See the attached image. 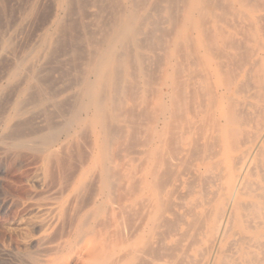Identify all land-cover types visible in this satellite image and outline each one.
I'll return each mask as SVG.
<instances>
[{
    "label": "bare ground",
    "instance_id": "6f19581e",
    "mask_svg": "<svg viewBox=\"0 0 264 264\" xmlns=\"http://www.w3.org/2000/svg\"><path fill=\"white\" fill-rule=\"evenodd\" d=\"M6 1L8 0H5V2ZM21 1L22 3L26 2V0L25 2H23V0ZM74 1L75 0H58L59 5H61V7H65V15H63V17L59 16L56 18L55 25H54L55 27L53 26V28L56 31H59L60 34H61L60 31H62L65 28L66 24L64 22L65 21L67 22L69 20V19H66L67 15L70 16V13L76 10L74 8L80 7V10H79L80 18L77 15L78 14L77 11H74L76 12V14L71 13V15H75L77 17L75 18L76 21L77 19L82 20L81 17L86 15L84 14L83 9L86 10L85 13H87V17H86L87 19L89 18V15L92 14V12L90 11L91 13L88 15L89 12L86 9V7H84V4L88 0L86 2L82 1V2H85L84 4L80 0H77L78 3L79 2L81 3L79 4L80 6L78 7H76L78 4L75 3L76 4L75 5L73 3ZM102 1L105 2V0H102ZM109 1H110V7H106L109 5V3L108 5L107 3H105L104 5V3L101 2L102 4L98 5L96 4V0L94 1L90 0V2H92L91 4H93V6H96L98 11L99 10L101 11V12L99 11V13L103 12L105 13V15L107 14L108 16L109 13L106 12L105 10V7H106L109 9L108 11L111 13V15L109 18L104 16L106 19L108 18L107 19L108 23L106 24L105 22L107 21L101 14H99V16L98 14L97 16L93 14L94 17L96 16L95 20L98 19L101 22V23L99 22L100 24L97 26L98 29L96 32H94L95 30L92 29L93 30L92 31L89 28L92 25V22L94 23V18L90 19L91 25H90V22H88V28L91 30V33L93 32L92 34L94 35L92 34L90 35L87 32H85L87 34L86 36L90 38V40H87V41L88 43H90L89 45L91 46V51L89 54H87L88 55L87 57H86L87 47L84 48L85 41L83 42L82 40L84 39L83 37H81L82 45L81 44L80 45L82 47V51L85 49L84 51L85 59L83 57L82 59L79 57V59H81L80 61L84 59L86 60V62L84 65L85 66L84 70L83 68L82 70H80V71H84L83 73L82 72L80 73L81 75L80 77L78 75L76 77L71 76V75L70 77H68V75L72 73H76L77 71H78L77 73H79L80 71L78 68L81 69V65H83L81 63H83L84 60L80 63L81 64L80 66H78L77 64L79 62L78 61L79 59L76 60L74 64H77V65L75 67L76 70H74L73 68H71V65L73 66L74 64L70 63V61L77 59L78 56L75 55L76 58L74 56L73 59H70V57L72 56H70V53L68 54L65 51L64 47H62V49L65 51V52L63 51L64 53L62 52V54L64 55L68 54L67 56H70L69 58L67 57L69 59L67 62L70 63L69 65L70 68H68L67 66L65 67H67V69H71V70L73 69L76 72H74L73 70H72V73H70L71 71L69 72V70L68 72H66V70L65 71L62 70V68L64 67L63 66L60 70L68 74L67 76H65L66 74L64 75L63 72L61 73H63L62 75H64V77H68L67 80H69V78H72V77H73L71 79L72 81H74L73 79H75V81L77 80L76 82L74 81V84L70 83V85H76L78 83V85L80 86L78 89V92L76 91L77 93L73 92L74 94H76L75 97L73 93H71L72 95L68 96L70 98L71 96L74 97V101L72 103L73 105L70 103L72 106L67 102L69 106L72 107V109H69V108L67 109L66 107H64L66 104V103L63 104L66 101L65 99L62 100L63 102L62 101L60 102L56 99L57 94L53 91L52 88H51L52 90H49L47 87L48 91L50 92H46V90L42 89L41 86H39V82L42 84L45 81L44 80L43 82H41L43 80L42 78L45 75L42 77H37V74L39 73V71H37L38 72L37 74L33 73L31 75H28V79L36 82V85H34V87L29 86V88L30 89L34 88L37 91L38 96L32 99H30V97L25 98L24 92L26 89H22L21 95H19V97L16 99V104H19L17 105L18 108L16 107L17 108L16 111L14 110V114H12V116L14 117L21 116L22 114H24L27 110L26 108H29L28 106L25 107V104L28 103L27 101L31 103H38V104L44 103L45 101H49L53 103V106L57 110H59L58 112H60V114L63 113L62 115L68 116V118H66L64 121L62 120L63 122L57 127H55L54 124H52L53 122L49 123V124H52V125H49L48 127L49 132L40 133L39 134L40 136H38V138L36 136L32 137L33 139L23 138L24 133H25V131H23V128L21 130H19L20 129L19 128L18 131L16 129L17 132H20V133L24 132V133H22L23 136H21V134L19 133V135L22 138L17 136L18 142L12 143L11 148L15 145H16V148L17 146H20L19 148H21L22 146H25L24 148L25 150H27L26 148L30 147V149L32 148L36 152L39 151L42 154H44V155L41 154L43 157L45 156L44 159L42 157L41 158L44 161L46 160L45 162L47 161L49 162L52 159V157L56 156V158L60 160L63 159L62 162L64 164V162L67 160L64 161V157L60 155L57 148H54L56 144L58 143V141H60L59 140L60 135L63 134L66 136V138L77 137L80 139L81 136L90 137V132H91L94 138L91 141L92 137H90L89 142L90 141L91 142L89 143V146H88L90 147L89 151L87 149L88 147L86 148L84 146V145L87 146V144H85V142L80 139L81 141H83V144H84L82 146H84L87 149L86 151H83L84 153L81 151L82 148L79 149L80 150V152L78 153L79 156L76 159H81L80 160L81 166L75 163L77 161L76 159H75V162H73L72 156L74 152L72 151H74V147L76 148V145L74 144L75 143L74 140H73L74 143L73 142L68 143L74 146L72 147L73 150L70 149L71 146L68 148V151L69 149L72 150L68 152V154L70 153L69 155H72V156H68L66 154L67 149L65 150L64 146L63 148L65 152L62 151V148H61L62 146L60 148H61V152H64L65 155L67 156L66 159H68L69 163L76 164L78 167H80L79 170L77 171L78 172L77 176L74 177L75 182L79 184L78 188H81L79 190L81 191L82 190L85 191L88 189L92 190L90 189L91 187H93V189L94 187H96L95 190L90 191L92 192V198L91 197L90 198L93 199V204L97 205L96 212H100L104 208L105 203L107 201L109 202L111 198L112 189L117 188L118 190L117 192H119V190H121V187H122V182L126 178L128 179V183H129L128 187L126 188L122 187L124 191L121 194L122 196L120 197L119 193L121 192H119L117 193L118 194L117 197L115 195H114L115 197L113 196V198L115 199L117 198V200L115 201L114 199L112 201L113 203H112V208H111V215L113 216L112 220L115 226L114 229H116V231L118 229V232H117L118 238L114 240L113 242L106 241L107 243L106 249L103 251V254L100 256V258L96 256L98 258L94 262L96 264H155L157 263V259L158 258L161 259L163 255L164 257H167L169 259V261L167 262L169 264H198V263L264 264V33L255 34L254 36L255 44L252 48L244 47L243 43H242L243 46H241L239 42H237L238 40L235 41L233 39V36L230 33L227 35L222 34L221 39L213 37L214 27H212L213 29H211V27L209 28L208 23L213 22L214 20L223 17L222 14L219 15L216 12V9L218 8V6L223 5V8L225 7L224 3L220 2V0H109ZM230 1L232 2V0ZM243 1L248 3V0H240L239 2L243 3ZM250 1L251 3L253 2V5H252L253 13L257 12V10L259 9V6L261 5L264 6V0H250ZM3 2L4 1L2 2L0 1L1 6L3 4L5 5V3ZM88 2H87V6L89 5ZM99 2L100 1H98V3ZM231 2H229V5L231 4ZM72 3L74 5H72ZM102 5H104L105 7L104 6L102 7ZM20 6H24V5L21 4ZM89 7L90 6H88L87 8ZM226 7H227L226 12H227V10H230V8L228 9V4ZM5 8H3L2 6V9H5ZM254 8L257 10H255ZM22 9H24L25 11L24 7L19 8L20 11ZM61 12L63 13V11ZM14 13L17 16V13L16 12ZM10 15H8L7 18ZM16 16H15V19L17 18ZM75 16H70V17L72 18ZM0 17L2 18V15ZM44 17L48 18V16H44ZM9 18L10 20H12L11 19L12 16ZM84 18L85 17H83V19ZM1 20L2 19H0V21ZM72 20L74 21V18H72ZM251 20L256 25V23L258 24L259 22H262L264 20V14H255L253 15ZM24 21L26 20L24 19ZM73 21L72 23L70 21L69 29L71 27L75 28L74 26L75 22ZM102 21H103V24H102ZM2 23H0V25ZM76 23L75 25L77 27L81 24L80 23L78 25ZM215 23H218V22H215ZM95 24L96 23H94V25ZM34 25L36 24L34 23ZM38 25L39 24L36 25L37 28H38ZM42 26L43 25H41V27ZM67 26L68 24L66 25V28ZM84 26H85V30L88 31L86 29V25ZM8 27L10 28V26ZM1 28L4 29L5 27L3 28L2 26ZM37 28L36 29L34 28L33 31L38 30ZM69 29L68 31H70ZM73 30L75 31V35H77V31L79 30L77 29H73ZM8 31H7V34H8ZM33 31H31L32 33H30L29 35L34 36L35 33L33 34ZM74 31L72 32L74 33ZM160 31L162 32L160 33L161 35H159ZM12 32H14V29ZM72 32L70 33L68 32V33L72 34ZM79 33L80 32H78V34ZM62 34H63V31H62ZM97 34L100 37L95 40L94 37H96L95 35ZM75 35L73 34V36ZM29 37L31 38L32 36H29ZM69 37H72V36H69ZM69 37L68 39L72 40V38H69ZM17 38L18 37H16V39ZM45 38L46 40H49L47 36ZM65 38L64 39L62 38V40H64L63 42H65ZM27 39L30 41L29 38ZM60 39L59 37L55 38L54 43L59 44L61 41ZM10 40L4 39L2 41L1 50H6L9 47L12 48ZM12 41L14 42L13 39ZM79 41H78V44L81 43ZM151 42H153V46L150 45ZM18 43L19 41L16 44ZM70 43H69L70 47L75 46V45L71 46V44L73 43L71 44ZM74 44H77V43L74 42ZM147 44H149V47H146ZM24 45H25V39H24ZM62 46H65V45H62ZM151 46L153 48H151ZM156 46L157 48H154ZM81 47L79 48L75 46L74 48L77 50V49H81ZM14 48L17 49V47L15 46ZM21 48L23 47L20 46V49ZM44 49L45 48H43V50ZM66 49H68V47ZM146 50L150 52H155L157 50H160L162 55L161 57H153L152 55H146L145 54ZM238 50L240 51L243 50L245 52H248L247 50H250L253 54L252 56L253 59L247 60L248 62H245L244 60L247 57L244 53L245 56L243 55L244 58L242 59H244L243 61L245 63H243V65L239 68L236 67L238 66V64H236V60H235L238 54L237 52ZM18 51L20 52L21 50H18ZM181 51H183V54H182L183 56L180 53ZM30 53L32 52L30 51ZM58 53L59 55H57L56 52L55 54H52V55H55V56L57 55L58 57H60L61 52H58ZM178 53H180V56L182 58L180 57L179 59H176L175 61L174 55L178 56ZM52 55L51 57H53ZM241 55L242 54H239L240 57ZM51 57L49 59L47 58V60L45 61L46 65L49 63V60L53 61ZM6 59L7 61H11V62L13 61L11 60V58L10 60H8V57ZM57 60L61 61V59H58V58ZM7 61H5L6 63H4L2 59V64L4 63V65H6L8 63ZM58 63L57 65L60 66V63L59 64ZM142 63H144L145 67L142 65ZM50 64L51 63H49V65ZM52 64H54V62ZM9 66L11 65L9 64ZM25 66H23V68ZM132 66H135L138 68L136 72H133V71L131 72ZM39 67H42V66H39ZM58 67L56 68L54 67L55 71L56 69H58ZM23 68L22 70H24ZM47 69H50V68L48 67ZM52 69H50V71L54 73L53 72L54 69L53 71ZM44 71H45V67H44ZM56 72H58V70ZM19 73L14 72L9 77V80L10 81L16 80L18 77H20ZM25 76L23 77L25 78ZM50 76H53V75H50ZM50 76H47V77H50ZM58 76L60 77L61 74H58ZM47 77L46 79L51 78V77L50 78H47ZM3 78L4 77L2 76L1 80H3ZM39 78L42 80H39ZM21 80H23L22 77L20 81ZM59 81L61 80H58L57 82L58 84H59ZM20 83H22V81ZM57 83H53V84H56L57 86ZM46 85L48 86V84ZM51 85L52 84L49 83V86ZM66 85L68 87V84ZM66 85H64L63 88H65ZM54 86L55 85H53L52 87L54 88ZM67 87L65 88V90L63 88L62 89L60 88L61 92L62 90L66 91L68 89ZM70 87L72 88L73 86H70ZM17 88H20V87L17 86ZM29 88L27 90H29ZM128 91L130 95H127V96H129V99L134 104L129 105V107L127 106L124 107V102H125L124 98H125L126 92ZM58 93L60 94V92ZM148 93H150L151 96L147 95ZM10 96L13 97L12 95ZM1 99H2V96H1ZM8 100L9 99L7 98L6 101ZM27 105H29V103ZM50 106L47 105L45 106V108L43 107L45 112L49 110L47 109V107L49 108ZM63 109L65 111H63ZM122 109L123 111L125 110V112L122 114L123 116L121 115ZM68 110H70V112ZM27 115H24V116H27ZM46 117H48V122L53 119L50 113H48ZM121 117L123 118L121 119ZM29 118L33 120V118H37V117H33V118L29 117ZM48 122L46 124H48ZM24 123L26 122H23V121L19 122L18 126H21ZM54 123H56V125L58 124L57 122H54ZM125 123H129V124H125ZM8 124H10V122ZM14 124L13 126H11L12 130L14 129V126H15ZM24 125L27 127V124H24ZM31 125H34V124H31ZM43 127L46 128V126L44 125ZM42 128L40 129L43 130L44 128L43 129ZM136 128L138 129L144 128L145 140L142 141V144L139 142V140L137 142L141 144L142 146L141 152L143 155L146 156L144 167L141 168L143 175L140 179H138V181H136L130 175L127 176L126 173H123L120 169H118L120 165H122L120 160L114 161V162L111 160L109 161V151H108L110 147V141L112 138H114L115 136L117 137L119 135V136H122L126 140L131 136V133H132L131 130L135 131ZM27 129L30 130L31 128H27ZM87 131H88V136L87 134H85ZM15 132H14V136L17 135ZM35 133H39V132H35ZM134 134L132 135V137H130V141L132 140ZM4 135L8 136L9 134L5 133ZM11 135L12 134L10 133V136ZM28 136L30 137V134ZM122 137H120V139ZM134 140H135V137H134ZM0 141H3V139H1ZM0 143L6 144L3 142H0ZM79 143L82 144V142L80 141ZM79 143H76V144H79ZM128 143L127 144L124 143L123 145L126 144L125 145L126 147H128L132 143H133L132 146L135 145L134 142H130L129 144ZM135 143H136V140H135ZM139 144L137 143L138 146ZM7 145H9V143L6 144L5 146ZM60 145H64V143L63 144L60 143ZM126 147H124L123 149L120 148L119 151L121 150L126 151L125 149ZM130 147H128L127 150L133 149ZM9 148L10 146L8 147V149ZM24 148H23V152L25 151ZM66 148H67V145H66ZM18 151L19 150L16 149V152L15 151L14 152L18 153ZM32 151L33 150H31V152ZM131 151H132L131 155L132 153L137 152V151L134 152V150H131ZM14 152L12 153L13 155H14ZM87 152L88 154H85ZM19 153H21V151ZM19 153L16 154V156L19 155ZM116 153H118V151ZM126 154H130V152L128 153L126 151ZM20 155H22V153ZM36 155L34 156L35 158H36ZM2 156L0 159H2ZM30 156H32V154ZM119 156L120 158H122L120 154ZM26 157L28 160L29 157L28 156ZM68 157H71L72 159H69ZM14 158H17V157H14ZM19 158H17L18 162L20 160ZM22 158L24 160V156H22ZM84 158L86 160H83ZM23 160L22 161L20 160V162L22 163ZM27 160H24V162ZM33 160L36 161V164L38 163L37 160H35L34 158ZM33 160L29 164L32 165V167L34 166L35 167L34 169H36V166L33 165L35 164L33 163L34 162ZM60 160H59L60 167L61 165L63 167V164H61ZM133 160L136 161L135 159ZM196 161H198L199 163H197ZM195 162H196V165L193 167H197V171L200 174H202V171H201L202 168L204 169V167L205 168L209 167L208 168L210 171L209 176L206 175L203 178L202 175H200V177H197V181L196 179H192L195 181L185 180L183 178L184 171L185 173H188L190 170H192L191 165H193ZM50 163L53 164V161L51 160ZM39 164L43 165L42 162ZM73 164L71 165L73 167H76ZM1 165H4V164L2 163ZM25 165L26 164H23L22 166H25ZM48 165L50 166L49 163ZM66 165L70 166V164L68 163ZM52 166H50L49 170L50 172H52L51 170H53V173L51 174L52 175L54 174L57 177L56 175L57 172L54 170V168L56 167L52 169L51 168ZM2 167L5 168V165ZM30 167L28 165L27 169H29ZM42 167L44 168V166ZM42 167H41V170H42ZM73 167H71V169ZM61 168H60V172H61ZM65 168L68 169L65 171L70 170L69 167L67 166H64L63 170ZM22 169L20 170L22 171ZM31 169L32 168H30L29 170ZM16 170H19V169H16ZM34 172H38V178L41 177L39 176V170L38 171L34 170ZM63 172L64 171H62L61 173ZM29 173H26V175ZM66 173H68V175L70 176L72 171L70 172V174L69 172H64L63 174L65 175ZM35 174H32V175L36 179ZM47 174L49 176L48 172ZM47 174H45V176ZM16 175L18 176V174ZM74 175H76V173ZM190 175H193V174L190 173ZM23 176L25 175L23 174ZM51 176L49 177L50 179L53 178L51 180L53 183L55 176H52V177ZM90 179L91 181L87 182V180H90ZM26 181L24 182L22 181L23 184ZM37 181L39 180L37 179ZM40 182L37 183L36 185H39ZM46 182L47 181H45L44 183ZM63 182H65V180ZM197 182H199V184L201 183L200 190H197V185H198L196 184ZM26 183L29 184V182H26ZM48 183H49V180H48ZM55 183H57L56 180H55ZM16 184H17L16 186L19 187L18 183ZM62 184L63 183L61 182L60 186L62 188L60 190L68 189V187L70 186V184L69 185L66 184V186L64 184L62 186ZM47 185H50V184H47ZM51 185L52 186L51 187L48 186V188L50 187L53 189V184ZM182 186L189 188L188 189L189 191L191 188V191H190L191 194L196 192L199 195H197L196 198H190L189 200H185L186 195L184 196L183 194H181V191H180ZM29 188L27 187L26 189H29ZM31 188H32V185H31ZM31 188L29 189L30 191H31ZM34 188L32 189V191L34 190L33 193L35 192V189H36ZM21 189H22V186H21ZM46 190H43L45 191L44 193L49 194L50 189L47 190L48 192H46ZM203 190L204 192H202ZM24 191L22 193H24ZM64 191L62 192L59 191L58 193L54 191V194L56 195L57 193L61 195V193H65ZM142 191H148L150 192V195L148 199H146V205L144 206V208L141 209L140 207V209L136 211L137 214L135 215L138 216L137 219L136 218L135 220L132 219L133 220L132 221L131 219H129V216H130L129 214L132 210L131 209L132 205H127L126 203H122L121 201H123L122 199L123 195L125 196L129 194L132 196L133 194L136 195L137 192H142ZM31 193H30V196L27 197V199L31 198ZM39 193L37 192V194ZM37 194H36V197L37 196L39 197L41 193L39 195ZM54 194L52 195L51 193L49 196L55 197ZM81 197L83 198V195H81ZM40 198H38V200H41ZM46 198L47 197H45L44 199ZM82 198H80L79 200L82 201L81 200ZM85 198H87V195L85 196ZM52 199L56 200V197ZM127 199H130V198L127 197ZM17 200H20V199H17ZM83 200L85 199L83 198ZM89 200L90 199L88 198V201L83 203L84 204L83 207L88 206ZM90 202H92V200ZM29 203H33V202H29ZM114 203L116 205H114ZM78 204L76 207L80 206V204L79 205ZM140 204L141 203H139L138 206ZM35 205L38 206V204H35ZM36 206H34V208ZM83 207L81 208L80 212L82 211V209H84ZM45 208H43L44 211L47 210ZM40 209L42 210V208ZM31 210L32 209L23 210V211L31 212ZM67 210L68 209H66V212ZM140 210L142 211L140 212ZM117 211H118V214H117ZM75 212L76 210L74 211L73 215L75 214ZM64 214H66L65 211L63 213V218L64 220L65 218H67V221H68V216H65ZM90 216L91 214L89 215L87 219L90 220ZM119 216L128 217V218H125L127 221L125 222V219L123 218L124 221L121 220L123 223L121 222L120 224V221L118 222ZM87 219H85L82 223L83 226L85 227L88 225ZM128 219L131 223L128 221ZM71 220L73 221V219ZM111 222L112 221H110V223ZM36 224H37L36 226H38L37 222ZM63 224L65 225L66 222L64 221ZM72 224H74V222H72ZM41 227L43 226L41 225ZM50 227L51 226H49V228ZM65 227L67 229V225ZM122 227L124 230H122ZM58 228H61V225L58 226ZM70 231H72V229ZM39 232H40V228H39ZM54 232L56 231L54 230ZM62 232L63 234L66 233L64 229ZM168 233L178 235V237L175 235L178 240L175 241L172 245L164 244L165 243L164 241L166 240L165 237H168L167 236ZM57 235L55 236V238L59 237V236L57 237ZM50 238H51V241L47 242L48 240L47 241L44 240L45 243L46 242L48 244L52 243L53 238L52 237ZM31 239L33 240V237H31ZM35 239H38V237ZM42 241L40 242L43 244H40V245L43 246L45 243ZM182 241H187V245L186 246L183 245V247H180ZM110 245L113 246L112 249L109 248ZM118 246H120V248ZM46 248L41 249L40 251L42 252L43 250H48ZM53 248H55V246ZM64 250L65 248L63 247V248H60L59 251L63 252ZM71 251L73 252L72 249ZM31 253L29 254H31L32 256L33 253L36 254L37 252L33 251ZM36 257H37V254H36ZM38 259L36 258V260ZM91 260H94V259H91ZM34 264H47V263L45 262V263H34ZM49 264H80V263H49ZM82 264H90V263H82Z\"/></svg>",
    "mask_w": 264,
    "mask_h": 264
},
{
    "label": "rangeland",
    "instance_id": "374dc122",
    "mask_svg": "<svg viewBox=\"0 0 264 264\" xmlns=\"http://www.w3.org/2000/svg\"><path fill=\"white\" fill-rule=\"evenodd\" d=\"M1 2L2 1H4L3 3H5V5L3 4L2 6H3V8H5V9H2V6H1V3H0V9H1V13H0V16L2 15V18L0 17V19H2L1 21H0V23H2V21H3V28L4 29H2L1 27H0V30H2V31H0V33H1V35H0V64H2V59H3V62L4 63H6L5 61H7V57H8V60H10V58H11V60H13L12 62L11 61H7L8 63L6 64V65H4V63L2 64V65H0V92H1V94H0V107H2V108H0V110H1V112H0V140L1 139H3V141H0V142H3V143H6V141H7V143L6 144H8L9 143V145H7V146H5L6 144H1L0 143V145L2 146H0L1 147V151H0V155L2 156V159H0V165L3 163L4 165H5V168L4 167H2V166H4V165H1L0 166V264H34V263H47V264H49V263H80V264H82V263H90V264H96V263H94L98 258H100V256L103 254V251L106 249V246H107V243H106V241H111V242H113L114 240H116L117 238H118V236H117V232H118V229H117V231H116V229H114L115 228V226H114V223H113V216L111 215V208H112V201L115 199V198H113V196L115 195L116 197L118 196V194L117 193H119V192H121V193H119L120 194V197L122 196L121 194L124 192L123 191V189H122V187H124V188H126V187H128V185H129V183H128V179L126 178L123 182H122V187H121V190H119V192H117L118 190H117V188H114V189H112V193H111V198H110V200H109V202L107 201L106 203H105V206H104V208L100 211V212H96L97 211V205H94L93 204V199H91L92 198V192H90V191H92V190H95L96 189V187H94V189H93V187H91L90 189H92V190H79V189H81V188H78L79 187V184L78 183H76L75 182V178L74 177H76L77 176V171L79 170V168L80 167H78L76 164H73V163H69V161H68V159H66V155H65V151H64V148H65V150L67 151V155L68 156H72V155H69L68 154V152L69 151H72L73 150V148L72 147H74L73 145H71V144H68V143H70V142H73L74 143V141H75V145H76V148L74 147V151H72V152H74V154L73 153H71V154H73V156H72V158H73V162H75V159L76 158H78V153L80 152V150L79 149H81V151L83 152V151H86L87 149H88V151L90 150V147H88L89 146V143L92 141V139L94 138L93 136H92V134H91V132H90V137H92L91 138V141L89 142V140H90V137L88 136V131L85 133V134H87V136L88 137H84V136H81L80 137V139L81 140H83L84 142H85V144H87V146L86 145H84L83 144V141H81L79 138H77V137H71V138H66V136L65 135H63V134H61L60 135V141H58V143L56 144V146L54 147V148H57V150L59 151V153H60V155L61 156H63L64 157V161L65 160H67V161H65L64 162V164H63V162H62V160H60V159H58V158H56V156L55 157H52V161H53V164L52 163H50L51 162V160L48 162L49 164H50V166H52L51 168L53 169L54 167H56V168H54V170L57 172H55L56 173V175H57V177L53 174H51V173H53V170H51L52 172H50V166L48 165V163L47 162H45L43 159H44V157L42 156V155H44V154H42L41 152H36L34 149H30V147H27L26 149L27 150H25V146H22L21 148H19L20 146H17V148H16V145L15 146H13L12 148H11V146H12V143H15V142H18V137H20V138H22L21 136H23L22 135V133H24V132H22V133H20V132H17L18 131V129L19 130H21L22 128H23V131H25V133H24V136H23V138H32V137H37L38 138V136H40L39 134L40 133H42V132H45V133H47V132H49V129H48V127H49V125H52V124H54V126L55 127H57L58 125H60L66 118H68V116H64V115H62L63 113V111H65L64 109H63V111L61 112L62 114H60V112H58L59 110H57L54 106H53V103L52 102H49V101H45L44 103H31V102H29V101H27L28 103H29V105H27V104H25V107H29V108H26L27 110H26V112L24 113V114H22L21 116H16V117H14V116H12V114H14V110L16 111V109L18 108L17 107V105H19V104H16V99L19 97V95H21V91H22V89H26L25 90V92H24V97L25 98H29L30 97V99H32V98H36L38 95H37V91L34 89V88H29V86L30 87H34V85H36V82L35 81H32V80H29L28 79V75H31V74H33V73H35V74H37L38 72L37 71H39V73L37 74V77H42V76H50V75H53V76H50V77H47V78H50V79H46V77L44 76L42 79H40L39 78V80H42L41 82H43L44 80V82L46 83V84H48V86L44 83V85H43V83L41 84L40 82H39V86H41V88L42 89H44V90H46V92H50V91H48V89L49 90H52L53 89V91L57 94L56 95V99L58 100V101H62L63 99H65L64 101V103L63 104H65V106L64 107H66L67 109L69 108V109H72V103H73V101H74V97L76 96V94H74L73 92H78V89H79V85H78V83L76 84V85H70V83H73L74 84V81H75V79H73L74 81H72L71 79L73 78H69V80H67L68 79V77H70V75L71 76H74V77H76L77 75L80 77L81 75H80V73L82 72H84V71H80V70H82V68H83V70H84V65H85V62H86V60H84L85 58V56H84V51H85V49L82 51V47H81V45H82V41L84 42L85 41V45H84V48H86L87 47V49H86V51H87V53H86V57L88 56L87 54H89L90 53V51H91V46L89 45L90 43H88V41L87 40H90V38H88L86 35V33L85 32H87L88 34H92L91 33V30L93 29V30H95L94 32H96L97 31V29H98V25L101 23L98 19L97 20H95L96 19V16H97V14H98V16H99V14H101L103 17L105 16V17H110V15H111V13L108 11L109 9L108 8H106V7H110V1L108 0V1H106L105 0V2L104 1H102V0H96V4H102L101 2H103L104 3V5H105V3H107V5H108V3H109V5L108 6H104V5H102V7L104 6L105 7V10H106V12H108L109 13V15L107 16V14L105 15V13H99V11H98V9H97V7L96 6H93V4H91L92 2H90V0H80L81 2L82 1H87L88 3H89V5L88 6H90L89 8H87L88 6H87V2L85 3V2H82L83 4H84V7H86V9L88 10V15L92 12V14H90L89 15V18L87 19L86 17H87V13H85V9H83V10H81V11H83L84 12V14H86V15H84V16H82L81 18H82V20H79V19H77V21L75 20V18H77L75 15H71V13L72 14H76V12H74V11H77V15L79 16V18H80V14H79V10H80V7H78V6H80L79 4H81L80 2L78 3L77 2V0H75L73 3L75 4H78L76 7H78V8H74V9H76V10H74V11H72V10H70V11H72L71 13H70V16H75V17H72V18H74V21L72 20V18L70 17V16H68L67 15V17H66V19H69L70 20V18H71V23H72V21L73 22H77L76 24H80L81 25V27H80V25L77 27L76 25H75V23H74V26H75V28H73V27H71L70 29H69V25H70V21L68 20L67 22L65 21L64 23L67 25L68 24V26H67V28H66V25H65V30L63 29L62 31H63V34H62V31H60L61 32V34L59 33V31H56L54 28H53V26L55 25V20H56V18L57 17H59V16H61V17H63V15H65V7H61V5H59V3H58V0H26V2H25V0H23V2H25V3H22V1L21 0H8V1H6L5 2V0H0ZM30 1V2H29ZM39 1V2H38ZM94 1V0H93ZM98 1H100L99 3H98ZM229 2H231L230 0H228ZM227 0H220V2H222V3H224V8H223V5H221V6H218V8L216 9V12L220 15V14H222L223 15V17L222 18H219V19H216V20H214L213 22H210V23H208V27L210 28L211 27V29H213L212 27H214V31H213V37H215V38H218V39H221V35L222 34H225V35H227V34H231L232 36H233V39L235 40V41H237V42H239V44L241 45V46H243V44H244V47H247V48H252L253 46H254V36H255V34H260V33H264V20L262 21V22H259L258 24L256 23V25H255V23H253L252 22V17H253V15H255V14H264V6L263 5H261V6H259V9L257 10V9H255V10H257V12L256 13H253L252 12V5H253V2L251 3V1L250 0H248V3H246V2H244L243 1V3H241V2H239L238 0H232V2H231V4L229 5V2H228ZM238 1V2H237ZM29 2V3H28ZM47 2V3H46ZM14 3V4H13ZM38 3V4H37ZM72 3V5H74ZM7 4V5H6ZM21 4H23L24 6H20ZM45 4H47V5H45ZM75 4V5H76ZM227 4H228V9L230 8V10H227V12H226V6H227ZM248 4V5H247ZM24 7L25 8V11H24V9H22L21 11L19 10V8L20 7ZM51 6V7H50ZM231 6V7H230ZM36 9H35V8ZM99 7V6H98ZM222 7V8H221ZM49 8H50V10H49ZM82 8V7H81ZM13 9V10H12ZM17 9H18V11H17ZM52 9V10H51ZM72 9V8H71ZM6 10V11H5ZM47 10V11H46ZM104 10V11H105ZM50 11V12H49ZM61 11H63V13L61 12ZM91 11V12H90ZM95 11H96V13H95ZM111 11V10H110ZM244 11V12H243ZM14 12H16L17 13V16L15 15V13ZM19 12V13H18ZM25 12V13H24ZM101 12V11H100ZM224 12V13H223ZM5 13V14H4ZM12 13V14H11ZM21 13H22V15H21ZM24 13V14H23ZM27 13V14H26ZM33 13V14H32ZM37 13V14H36ZM42 13V14H41ZM82 13V12H81ZM226 13H228V14H226ZM11 14V15H10ZM19 14V15H18ZM50 14V15H49ZM60 14V15H59ZM96 15L95 17H94V15ZM8 15H10L9 17H11L12 16V20H10V18L8 17L7 18V16ZM27 15H28V17H27ZM235 15H236V17H235ZM245 15H247V16H245ZM15 16L17 17V18H19V19H17V21H16V19H15ZM20 16V17H19ZM33 16V17H32ZM44 16H48V18H49V16H50V18L48 19L47 17H44ZM7 19H6V18ZM22 17V18H21ZM43 17H44V19H43ZM83 17H85L84 19H83ZM104 17V18H105ZM29 18V19H28ZM94 18V23H96L95 25H94V23L92 22V25H91V20L90 19H93ZM103 18V19H104ZM107 18V19H108ZM15 19V20H14ZM24 19L26 20V21H24ZM28 19V20H27ZM30 19H31V21H30ZM35 19V20H34ZM38 19V20H37ZM48 19V20H47ZM106 19V18H105ZM107 19H106V21H107ZM221 19H222V21H221ZM224 19V20H223ZM44 20V21H43ZM78 20H79V22H78ZM42 21H43V23H42ZM84 21H86V22H84ZM97 21V22H96ZM104 21V20H103ZM103 21H102V24H103ZM220 21V22H219ZM7 22H9V23H7ZM22 22V23H21ZM30 22H31V24H30ZM82 22H83V24H82ZM88 22H90V29L88 28ZM100 22V23H99ZM105 22V21H104ZM215 22H218V23H215ZM15 23V24H14ZM27 23V24H26ZM34 23L37 25V24H39L38 25V28L36 27V25H34ZM106 24L108 23V21L107 22H105ZM226 23V24H225ZM14 24V25H13ZM25 24H26V26H25ZM22 27H21V26ZM41 25H43L42 27H41ZM84 25H86V29L88 30V31H86L85 30V26ZM95 27H94V26ZM219 25H220V27H219ZM8 26H10V28L8 27ZM25 26V27H24ZM41 28H40V27ZM71 26H72V24H71ZM223 28H222V27ZM21 27V28H20ZM55 27V26H54ZM216 27V28H215ZM218 27V28H217ZM234 27V28H233ZM11 29V30H9V29ZM16 28V29H15ZM24 28V29H23ZM34 28L36 29H38V30H35V31H33L34 30ZM77 29V30H79V31H77V35H75V31L73 30V29ZM81 29V31H80V29ZM222 28V29H221ZM13 29H14V32H12L13 31ZM19 29H21L22 30V32H21V30H19ZM30 31H29V30ZM51 29H52V31H51ZM68 29L70 30V31H68ZM218 29V30H217ZM226 29V30H225ZM8 31V34H7V31ZM17 32H16V31ZM24 30V31H23ZM59 30V29H58ZM92 30V31H93ZM216 30V31H215ZM223 30V31H222ZM31 31H33V34L35 33V35L33 36V35H29L30 33H32ZM54 31V32H53ZM72 31H74V33L72 32ZM227 32V33H225V32ZM2 32H4V33H2ZM6 32V33H5ZM27 32H29V33H27ZM70 32H72V34H69ZM78 32H80V33H82V34H78ZM18 33V34H17ZM27 33V34H26ZM57 33V34H56ZM160 33H162L161 31L159 32V35H161ZM196 33V32H195ZM244 33V34H243ZM5 34H7V35H5ZM12 34H13V36H12ZM26 34V35H25ZM48 34V35H47ZM59 34H60V36H59ZM67 34H68V36H67ZM73 34L75 35V36H73ZM241 34V35H240ZM62 35H63V37H62ZM78 35H80V36H78ZM92 35H94V34H92ZM12 36V37H11ZM29 36H32L31 38L29 37ZM39 36H40V38H39ZM48 37L49 38V40H46V38L45 37ZM59 37V39H60V37H61V41H60V43L59 44H55L54 43V40H55V38H58ZM69 36H72V37H69ZM96 37H94V39L96 40L97 38H99L100 36L97 34V35H95ZM244 36V37H243ZM16 37H18L17 39H16ZM68 39V37L69 38H72V40H70V39H66V38ZM81 37H83V39L84 40H82L81 41ZM235 37V38H234ZM27 38H29L30 39V41L27 39ZM34 40H33V39ZM39 38V39H38ZM62 38L64 39L65 38V42H63L64 40H62ZM237 38V39H236ZM241 38V39H240ZM250 38H251V40H250ZM10 40V42H11V46H12V48L11 47H9L8 49H6V50H1V43H2V41L3 40ZM12 39L14 40V42L12 41ZM20 39V40H19ZM24 39H25V45H24ZM38 39V40H37ZM30 42H28V41ZM45 40V41H44ZM76 40V41H75ZM79 42H81V43H79L78 44V41ZM241 40H242V42H241ZM19 41V43L18 44H16L17 42ZM37 41V42H36ZM26 42H27V44H26ZM73 43V44H71V43ZM74 42L75 43H77V44H74ZM52 43H53V45H52ZM69 43L71 44V46H76V47H81V49H75L74 47H70L69 46ZM243 43V44H242ZM16 44V45H15ZM81 44V45H80ZM84 44V43H83ZM41 45V46H40ZM43 45H45V46H43ZM62 45H65V46H62ZM80 45V46H79ZM150 45H152L153 46V42H151L150 43ZM156 45V44H155ZM14 46L15 47H17V49H15L14 48ZM20 46L21 47H23V48H21L20 49ZM26 46H27V48H26ZM54 46V47H53ZM151 46V48H153ZM56 47V48H55ZM62 47H64V49H65V51L69 54L70 53V56H72V57H70V56H67L68 54H66V55H64V54H62V52L64 51L63 49H62ZM68 47V49H66ZM146 47H149V44H147V46ZM24 48H26V49H24ZM33 48V49H32ZM43 48H45L44 50H43ZM53 48V49H52ZM55 48V49H54ZM154 48H157V46L156 47H154ZM32 49V50H31ZM243 49V48H242ZM18 50H21L20 52L18 51ZM52 50V51H51ZM241 50V49H240ZM240 50H238L237 52H238V54H237V56H236V64H238V66H236V67H241L242 65H243V63H245V62H248L247 60H252L253 59V54H252V52L250 51V50H247L248 52H245V51H240ZM30 51L32 52V53H30ZM43 51V52H42ZM64 51V52H65ZM69 51V52H68ZM6 52H8V53H6ZM19 52V53H18ZM55 52H56V54L57 55H59V53L58 52H61L60 54L62 55H60V57H58L57 55L55 56V55H52V54H55ZM63 52V53H64ZM242 52V53H241ZM250 52V53H249ZM6 53V54H5ZM11 53V54H10ZM16 53H17V55H16ZM181 53V55L183 54V51H181L180 52ZM180 53H178V56L177 55H174V59H175V61H176V59H179L181 56H180ZM244 53H245V55H246V59L244 60V59H242V58H244ZM9 54V55H8ZM29 54V55H28ZM145 54L146 55H152L153 57H161V55H162V53H161V51L160 50H157V51H155V52H150V51H147L146 50V52H145ZM157 54V55H156ZM239 54H242L241 55V57L239 56ZM249 54H251V55H249ZM50 55V56H49ZM51 55L54 57V58H58V59H61V61L59 62L58 60H57V58L56 59H54L53 57H51ZM78 56V58L77 59H75V60H73V61H70V63H72V64H74L75 63V61L76 60H78L79 59V57L82 59V57L84 58L82 61H83V63H81L82 61H80L81 59H79L76 63L78 64V66H80L81 64H83V65H81V69L80 68H78L79 69V73H77L76 71H74V70H76V65L77 64H74L73 66L71 65V68H73L72 70L74 71V72H76V73H72V70L71 69H67V67L68 68H70V63H68L67 61L69 60L68 58L70 57V59H73V57L74 56ZM244 55V56H243ZM247 55H249V56H247ZM18 56V57H17ZM26 56H27V58H26ZM48 56V57H47ZM76 56H75V58H76ZM177 56V57H176ZM183 56V55H182ZM6 57V58H5ZM10 57V58H9ZM17 57V58H16ZM39 57H41V58H39ZM49 59L50 57H51V59H53V61L52 60H49V63H51L50 65H49V63L46 65V63H45V61L47 60V58ZM68 57V58H67ZM255 57H256V55H255ZM254 57V58H255ZM13 58V59H12ZM67 58V59H66ZM182 58V57H181ZM17 59V60H16ZM25 59H26V61H25ZM38 59V60H37ZM23 62H22V61ZM181 60V59H180ZM238 60H239V62H238ZM245 62H244V61ZM25 61V62H24ZM50 61H52V62H50ZM56 61H58L59 63H60V66L59 65H57V63L58 62H56ZM30 62V63H29ZM48 62V61H47ZM54 62V64H52ZM55 62H56V64H55ZM58 63V64H59ZM64 64V65H62V64ZM68 63V64H67ZM81 63V64H80ZM9 64L11 65V66H9ZM22 64V65H21ZM24 64V65H23ZM3 65H4V67H3ZM19 65H20V67H19ZM26 65V66H25ZM57 65V66H56ZM142 65L145 67V65H144V63H142ZM7 66H8V68H7ZM23 66H25L24 68H23ZM29 66V67H28ZM31 66V67H30ZM39 66H42V67H39ZM45 67V71H44V67ZM46 66H47V68L49 67L50 69H54V71H53V69H52V71L54 72V73H52L51 71H50V69H47L46 68ZM52 66H54L55 68L56 67H58V69H56V71L58 70V72H56L55 71V68L54 67H52ZM64 66V67H63ZM65 66H67V67H65ZM157 66V65H156ZM52 67V68H51ZM64 69H63V68ZM5 70H4V69ZM7 68V69H6ZM22 68L24 69V70H22ZM39 70H38V69ZM43 68V69H42ZM62 68V70H66V72H68V70H69V72L70 73H72V74H69L68 75V77H64V75L65 76H67V74L68 73H64L63 71H61L60 69ZM134 70H133V69ZM132 68H131V72L133 71V72H136L137 71V67H135V66H132ZM18 69V70H17ZM48 71H47V70ZM42 72H41V71ZM59 70H60V72H59ZM4 71V72H3ZM7 71V72H6ZM29 71V72H28ZM50 71V72H49ZM14 72H20L19 73V76L20 77H18L16 80H13V81H10L9 80V77L14 73ZM47 72H49V73H47ZM61 72H63L64 73V75H62L63 73H61ZM23 73V74H22ZM52 73V74H51ZM27 74V75H26ZM58 74H61V76L59 77L58 76ZM73 74H75V75H73ZM25 76V78L23 77V76ZM2 76L4 77L3 78V80H1L2 79ZM57 76H58V78H57ZM21 77L23 78V80H21L22 81V83H20L21 81H20V79H21ZM63 77V78H62ZM79 77H77V78H79ZM61 80V81H59V84L57 83L58 82V80ZM64 79V80H63ZM55 80H56V82H55ZM63 80V81H62ZM72 82H71V81ZM52 81H54V82H52ZM77 81V80H76ZM75 81V82H76ZM15 82V83H14ZM69 82V83H68ZM19 83V84H18ZM31 85H30V84ZM49 83L50 84H52L51 86H49ZM53 83H57V86H56V84H53ZM12 84V85H11ZM33 84V85H32ZM66 84H68V87H67V85ZM21 85V86H20ZM53 85H55L54 86V88L52 87ZM64 85H66V87L68 88L66 91H63L62 90V92H61V90H60V88L62 89L63 87H64ZM3 86V87H2ZM7 86V87H6ZM15 86V87H14ZM17 86H19L20 88H17ZM70 86H73L72 88L70 87ZM4 87H6V88H4ZM10 87V88H9ZM47 87H48V89H47ZM59 87V88H58ZM65 87V88H66ZM17 88V89H16ZM29 88V90H27ZM52 88V89H51ZM57 88V89H56ZM65 88H63L64 90H65ZM69 88H71V89H69ZM59 89V90H58ZM5 90V91H4ZM29 92V94H28V92ZM31 91V92H30ZM13 92H14V94H13ZM45 92V91H44ZM52 92V91H51ZM58 92H60V94L58 93ZM76 92V93H77ZM71 93H73V95H74V97H72L71 96V98H73V99H71L70 97H68L69 95H72ZM151 93V92H150ZM150 93H148L147 95H150L151 96V94ZM9 94V95H8ZM4 95H6V96H4ZM10 95H12L13 97H11ZM29 95V96H28ZM32 95V96H31ZM67 95V96H66ZM127 95H130L129 94V91L128 92H126V95H125V98H124V107L125 106H127V107H129V105H133L134 103L129 99V96H127ZM1 96H2V99H1ZM7 96H9V97H7ZM28 96V97H27ZM127 96V97H126ZM23 97V98H24ZM66 97V98H65ZM7 98L10 100V102H9V100L8 101H6L7 100ZM13 98V99H12ZM24 98V99H25ZM127 98V99H126ZM13 100V101H12ZM128 100V101H127ZM70 101H72V102H70ZM130 101V102H129ZM63 102V101H62ZM71 105V106H69V104ZM126 103H128V104H126ZM2 104H3V106H2ZM24 104H23V106H24ZM51 106H50V105ZM67 104H68V106H67ZM32 105V106H31ZM50 106L49 108L47 107V109H49L47 112H45V110H44V108H45V106ZM6 109H5V108ZM17 107V108H16ZM44 107V108H43ZM52 107V108H51ZM51 108V109H50ZM54 108V109H53ZM63 108V107H62ZM29 109V110H28ZM56 109V110H55ZM136 110H137V108H136ZM7 111V112H6ZM37 111H38V113H37ZM44 111V112H43ZM54 111V112H53ZM69 112H70V110H68ZM68 111H66V112H68ZM3 112V113H2ZM31 112V113H30ZM43 112V113H42ZM125 112V110L123 111V109L121 110V115L123 114ZM11 113V114H10ZM48 113H50V115H52V120L51 121H49L48 122V117H46L47 116V114ZM119 113H120V111H119ZM1 114H3V115H1ZM28 114V115H27ZM44 114V115H43ZM46 114V115H45ZM24 115H27V116H24ZM33 115V116H32ZM10 116V117H9ZM24 116V117H23ZM123 116V115H122ZM29 117H37V118H33V120L31 119V118H29ZM51 117V116H50ZM3 118V119H2ZM18 118V119H17ZM26 118V119H25ZM29 118V119H28ZM47 118V119H46ZM123 117H121V119H122ZM10 119H12V120H9ZM31 119V120H30ZM16 120V121H15ZM18 120V121H17ZM24 120H26V121H24ZM39 120V121H38ZM41 120V121H40ZM63 120V121H62ZM124 120V119H123ZM10 122V124H8L9 122ZM26 122V123H24V124H27V127L25 126H23V125H21V126H18L19 125V122ZM32 121V122H31ZM33 121H34V123H33ZM16 122V123H15ZM30 124H29V123ZM48 122V124H46ZM53 122V123H52ZM54 122H57L58 124L56 125V123H54ZM7 123V124H6ZM15 123V124H14ZM36 123V124H35ZM49 123H52V124H49ZM124 123V122H123ZM13 124L15 125L14 126V129L12 130V127L11 126H13ZM31 124H34V125H31ZM116 124V123H115ZM122 124V123H121ZM125 124H129V123H125ZM6 125H7V127H6ZM17 125V126H16ZM31 125V126H30ZM43 125L44 126H46V128L45 127H43ZM10 127H11V129H10ZM17 127V128H16ZM33 127V128H32ZM35 127H36V129H35ZM38 127H39V129L40 128H42L43 130H39L38 129ZM1 128H2V130H1ZM27 128H31L30 130L29 129H27ZM6 129V130H5ZM16 129H17V131H16ZM35 130V131H33V130ZM30 132H29V131ZM8 131V132H7ZM17 134H15L16 136H14V132ZM28 131V132H27ZM41 131V132H40ZM132 131V133L134 134V132H135V134H134V136H133V138H132V140L130 141V137H132V133H131V136L128 138V139H124L122 136H115L114 138H112L111 139V141H110V147H109V161L111 160V161H118V160H120V162L122 163V165H120V167L118 168V169H120L123 173H126L127 174V176H131L132 178H134L136 181H138V179H140L141 177H142V169L141 168H143L144 167V164H145V160H146V156L145 155H143L142 154V152H141V144H142V141L143 140H145V132H144V128H136L135 129V131L134 130H131ZM137 131V132H136ZM140 131H142V132H140ZM35 132H39V133H35ZM9 134L8 136H7V138H6V136L4 135V134ZM10 133L14 136H10ZM19 133L21 134V136L19 135ZM27 133V134H26ZM35 133V134H34ZM138 133V134H137ZM30 134V137L28 136ZM31 134H33V135H31ZM26 135H27V137H26ZM83 135H84V133H83ZM2 136V137H1ZM18 136V137H17ZM11 137V138H10ZM120 137H122L121 139H120ZM134 137H135V140H136V143H135V140H134ZM88 138V139H87ZM33 139V138H32ZM36 139V138H35ZM70 139V140H69ZM74 140V141H73ZM139 140V142L141 143V144H139V142H137ZM10 141V142H9ZM63 141V142H62ZM68 141V142H67ZM79 141L80 142H82V144H80L79 143ZM123 141H124V143H128L129 141L130 142H134V146H132V144H130L131 145V147H130V145L128 146V147H130V148H133V149H128L127 150V148L128 147H126L125 145H123L124 143H123ZM129 142V143H130ZM60 143H64V145H60ZM76 143H79V144H76ZM120 143V144H119ZM128 143V144H129ZM137 143L139 144V146L137 145ZM60 145V146H59ZM66 145H67V148H66ZM82 145H84V146H82ZM10 146V148L8 149V147ZM58 146V147H57ZM62 146V147H61ZM63 146H64V148H63ZM71 146V147H70ZM80 146V147H79ZM82 146V147H81ZM62 148V151H64V152H61V148ZM70 147V149H72V150H70L69 149V151H68V148ZM77 147H79V148H77ZM116 147V148H115ZM124 147H126L125 149H126V151L129 153L130 152V154H126V151H119V149L121 148V149H123ZM2 148H4V149H2ZM5 148H7V149H5ZM23 148H24V152H23ZM60 150H59V149ZM12 149V150H11ZM16 149L17 150H19L18 151V153L21 151V153H22V155H20L21 153H19V155H17L16 156V154H18V153H15L16 152ZM83 149H85V150H83ZM116 149V150H115ZM3 150V151H2ZM31 150H33L32 152H31ZM115 150V151H114ZM131 150H134V152L135 151H137V152H135V153H137V154H135V153H132V155H131ZM15 151V152H14ZM28 151V152H27ZM76 151H77V153H76ZM118 151V153H116ZM229 151V150H228ZM3 152H5V153H2ZM14 152V155L12 154ZM37 153V155H36V153ZM120 152V153H119ZM24 153V154H23ZM28 153H30V154H28ZM84 153V152H83ZM139 153V154H138ZM12 154V155H11ZM27 154V155H26ZM32 154V156H30ZM42 154V155H41ZM85 154H88V152L87 153H85ZM119 154L121 155V157L122 158H120V156H119ZM36 155V158L34 157ZM118 155V156H117ZM123 155V156H122ZM1 156H0V158H1ZM13 156V157H12ZM22 156H24V160H27V157L26 156H28L29 157V159L27 160V161H25V162H27V163H25L24 162V160H23V158H22ZM76 156V157H75ZM115 156H117V157H115ZM14 157H17V158H19V157H21V158H19L21 161L23 160V162L21 163L20 162V160H19V162L17 161L18 159L17 158H14ZM38 157H40V158H38ZM43 159H42V158ZM114 157V158H113ZM137 157V158H136ZM33 158L35 159V160H37V164H36V161H34L33 160ZM62 158V157H61ZM69 159H72L71 157H68ZM86 158V157H85ZM83 159V160H86V159ZM16 159V160H15ZM31 159V160H30ZM113 159H115V160H113ZM133 159H135L136 161H134ZM13 160V161H12ZM34 161L33 163H35V164H33V165H35L36 166V169H34L35 167L33 166L32 167V165H30L29 163H31V161ZM43 160V161H42ZM59 160H60V162H61V164H63V167H62V165H61V167H60V164H59ZM77 161L75 162V163H77L79 166H81L80 165V160L81 159H76ZM15 161H16V163H15ZM30 161V162H29ZM142 161H143V163H142ZM13 162H14V164H13ZM43 163V165L42 164H39V163ZM71 162V161H70ZM197 163H199L198 161H196ZM196 162L193 164V165H191V168H192V170H190L188 173H185V171H184V175H183V178L185 179V180H188V181H191L192 179H196V181H197V177H200V175H202V177L204 178L206 175L207 176H209V174H210V171H209V167H204V169L202 168V174H200L198 171H197V167H193V166H195L196 165ZM70 164V166H68V165H66V164ZM23 164H26L25 166H22ZM29 165V167L30 168H32L31 170H29V169H27V166ZM52 164V165H51ZM71 164H73V165H75L76 167H73ZM16 168V169H22V167H23V169H22V171H24V172H22L21 170L19 171V170H16L14 167ZM19 167V168H17V167ZM22 166V167H21ZM39 166V167H38ZM42 166H44V168L42 167ZM64 166H67V167H69V169L72 171V173H71V177L68 175V173H66L65 175L63 174L64 172H69V174H70V170L69 171H65V170H68V169H64L63 170V168H64ZM2 167V168H1ZM7 167V168H6ZM21 167V168H20ZM25 167V168H24ZM41 167H42V170H41ZM46 167V168H45ZM71 167H73L72 169H71ZM14 168V169H13ZM38 168H40V169H38ZM60 168H61V172L62 171H64L63 173H61L60 172ZM36 171H38L39 170V176H41L40 178H38V172H34V170ZM206 169H208V170H206ZM4 170H6V171H4ZM15 170V171H14ZM45 170V171H44ZM74 170H75V172H74ZM27 171V172H26ZM44 171V172H43ZM192 171V172H191ZM21 172V173H20ZM30 172V173H29ZM33 172V173H32ZM47 172L49 173V176H55L54 178V180H53V183H52V179H50V177L48 176V174H47ZM61 173V175H60V173ZM74 172V173H73ZM26 173H29V174H27L26 175ZM36 173V174H35ZM76 173V175H74ZM190 173H192L193 175H190ZM16 174H18V176L16 175ZM23 174L26 176H23ZM32 174H35V177H36V179L34 178V176L32 175ZM42 174V175H41ZM45 174H47L46 176H45ZM51 174V175H50ZM74 176H73V175ZM22 177H21V176ZM30 175V176H29ZM63 175V176H62ZM134 175V176H133ZM28 176V177H27ZM51 176V177H52ZM68 176V177H67ZM192 176V177H191ZM17 177H19V178H17ZM62 177V178H61ZM66 177H67V179H66ZM71 179H70V178ZM138 177V178H137ZM189 177V178H188ZM21 178H22V180H21ZM32 178H34V179H32ZM58 178V179H57ZM72 178H74V179H72ZM27 181H26V180ZM37 179L39 180V181H37ZM61 179V180H60ZM40 180H41V182H40ZM48 180H49V183H48ZM55 180H56V182L58 183H55ZM58 180V181H57ZM65 180V182H63ZM72 180H73V182H72ZM21 181V182H20ZM24 181H26V182H29V184H31L32 185V188H31V185H29L28 183H24L23 184V182ZM45 181H47L46 183H44ZM76 181H77V179H76ZM91 181V179L90 180H87V182H90ZM192 181H195V180H192ZM203 181V180H202ZM36 182V183H35ZM40 182V184L39 185H36L37 183H39ZM43 182V183H42ZM61 182L66 186V184H70V186L68 187V189H62V190H60L62 187L60 186L61 185ZM67 182V183H66ZM16 183H18V185H19V187H17L16 185ZM66 183V184H65ZM21 184H23V185H21ZM28 184V185H27ZM47 184H50V185H47ZM51 184H53V189H54V191H56L57 192V190H58V192L59 191H64L65 193H61V195L60 194H57L56 192V195L54 194V191H53V189L52 188H50L52 185ZM63 184H62V186H63ZM76 184V185H75ZM196 184H198L197 185V190H200V184H199V182H197ZM202 184H203V182H202ZM36 185V186H35ZM45 185V186H44ZM54 185H56V186H54ZM21 186H22V189H21ZM29 186H30V188H31V191H32V189L34 188L35 189V194L33 193V191H32V193H31V191L29 190L30 188H29ZM34 186V187H33ZM38 186V187H37ZM42 186V187H41ZM48 186H50L49 188H48ZM64 186V187H65ZM28 187L29 189H26V188ZM41 187V188H40ZM57 189H56V188ZM37 188H38V190L39 189H41V190H37ZM66 188V187H65ZM20 189V190H19ZM25 191H24V190ZM49 190L50 189V192H49V194L48 193H44L45 191H43V190ZM189 188H187V187H184V186H182L181 187V189H180V191H181V194H183L185 197H186V199L185 200H189L190 198H196V196L197 195H199L198 193H196V192H194V193H192L191 194V188H190V191L188 190ZM206 189V188H205ZM24 191V193H22L23 191ZM27 190V191H26ZM30 191V193H31V198H29V199H27V197H29L30 196V193H29V191ZM46 190V192H48ZM66 190H67V192H66ZM196 190V189H195ZM21 191V192H20ZM40 194V196L38 197H36V194H37V192ZM80 191H81V193H80ZM94 192V191H93ZM190 192V193H189ZM202 192H204V190L202 191ZM20 193V194H19ZM52 193V195L54 194L55 195V197H56V200L55 199H52V198H55L54 196H49L50 194ZM126 193H128V192H126ZM28 194V195H27ZM39 194H37V195H39ZM44 194V195H43ZM91 195V196H89V195ZM113 194V195H112ZM21 197H20V196ZM42 195V196H41ZM57 195H59V196H57ZM81 195H83V198L85 199V200H83V198L81 197ZM87 195V198H85V196ZM134 195L135 194H133L132 196L131 195H129V194H127V195H123V201H121L122 203H126L127 205H132V207H131V209L133 210H131V212H130V216H131V218H130V216H129V219H133V220H135V218L137 219V215H135V214H137L136 213V211L138 210V209H140V207H141V209H143L144 208V206L146 205V199H148V197H149V195H150V192H148V191H142V192H137L136 193V195H135V197H134ZM49 196V197H48ZM114 196V197H115ZM20 197V198H19ZM36 197V198H35ZM41 197V198H40ZM45 197H47L46 199H44ZM58 197V198H57ZM72 197V198H71ZM91 197V198H90ZM127 197L128 198H130V199H127ZM23 198V199H22ZM25 198V199H24ZM32 198H34V199H32ZM38 198H40L41 200H38ZM80 198H82L81 200L82 201H80L79 199ZM88 198L90 199L89 200V204H91V205H89L88 203H86V204H88V206L85 208V207H83L84 206V204L83 203H85V202H87L88 201ZM125 198V199H124ZM17 199H20V200H17ZM127 199V200H126ZM25 200V201H24ZM26 200H27V202H26ZM69 200H71V201H69ZM92 200V202H90ZM117 200V198L115 199V201ZM33 202V203H29V202ZM79 201V202H78ZM84 201V202H83ZM114 201V202H115ZM20 202V203H19ZM26 203V204H24V203ZM65 202V203H64ZM69 202V203H68ZM23 203V204H22ZM80 204V206L79 207H76L77 206V204ZM139 203H141L139 206H138V204ZM32 204V205H31ZM35 204H38V206H36ZM43 204V205H42ZM70 204V205H69ZM78 204V205H79ZM85 204V205H86ZM19 205V206H18ZM22 205V206H21ZM28 205V206H27ZM42 207H41V206ZM114 205H116L115 203H114ZM113 205V206H114ZM21 206V207H20ZM27 208H26V207ZM34 206H36L35 208H37V209H35L34 208ZM48 208H47V207ZM22 207H23V209H22ZM31 207H33V208H31ZM42 208V210H43V208H45V209H47V210H41L40 208ZM67 207H69V208H67ZM84 208V209H82V211L80 212V210H81V208ZM55 208V209H54ZM64 208H66V209H68L67 210V212H66V209H64ZM77 208V209H76ZM108 208V209H107ZM29 209H32L31 210V212H29V211H23V210H29ZM107 211H106V210ZM49 210V211H48ZM54 210V211H53ZM76 210V212H75V214L73 215V213H74V211ZM23 211V212H22ZM46 211H47V213H46ZM64 211H65V213L66 214H64L65 216H68V221H67V218H65V220H64V218H63V213H64ZM79 211V212H78ZM142 210H140V212H141ZM28 212V213H27ZM52 214H51V213ZM78 213V214H77ZM50 214V215H49ZM91 214V216H90V220L89 219H87L88 217H89V215ZM117 214H118V211H117ZM72 215H73V217H72ZM139 215V214H138ZM56 216V217H55ZM106 217V218H105ZM56 218V219H55ZM125 218H128V217H124V216H119L118 217V222L120 221V224H121V220H123L124 221V219ZM63 219V220H62ZM71 219H73V221L71 220ZM85 219H87L88 220V225L85 227V226H83V221L85 220ZM129 219H128V221H129ZM44 220V221H43ZM109 221V223H108V221ZM132 220V221H133ZM40 221H42V222H40ZM60 221H61V223H60ZM64 221L66 222V224L64 225L63 223H64ZM100 221V222H99ZM105 221V222H104ZM110 221H112L111 223H110ZM127 220L125 219V222H126ZM36 222L38 223V226H36L37 224H36ZM43 222H45V223H43ZM48 222V223H47ZM53 222V223H52ZM71 222V223H70ZM72 222H74V224H72ZM130 222V221H129ZM35 223V224H34ZM43 226V227H41V225ZM98 223H100V224H98ZM123 223V222H122ZM131 223V222H130ZM59 224V225H58ZM63 224V225H62ZM112 226H111V225ZM33 225H34V227H33ZM40 225V226H39ZM61 225V228H58V226H60ZM67 225V229H66V226ZM72 225V226H71ZM91 225V226H90ZM108 225H109V227H108ZM48 226V227H47ZM49 226H51L50 228H49ZM71 226V227H70ZM39 228H40V232H39ZM44 228V229H43ZM49 230H48V229ZM65 230V232L66 233H64L63 234V229ZM108 228H109V230H108ZM35 229V230H34ZM38 231H37V230ZM42 229V230H41ZM72 229V231H70ZM47 230V231H46ZM54 230L56 231V232H54ZM59 230H61V231H59ZM67 230V231H66ZM122 230H124L123 229V227H122ZM115 231V232H114ZM45 232V233H44ZM53 232V233H52ZM59 232V233H58ZM70 232V233H69ZM58 235H57V234ZM62 233V234H61ZM40 234H41V236H40ZM43 234V235H42ZM51 234H52V236H51ZM69 234V235H68ZM74 234V235H73ZM88 234V235H87ZM92 234V235H91ZM40 237H39V236ZM57 235V237L59 238H55V236ZM62 235H64V236H62ZM91 235V236H90ZM176 234H170V233H168L167 234V236L168 237H165L166 238V240L164 241L165 243L164 244H169V245H172L175 241H177L178 239L176 238V236L178 237V235H176ZM26 236H28V237H26ZM33 237V240L31 239V237ZM69 236V237H68ZM26 237V238H25ZM30 237V238H29ZM38 237V239H35V238H37ZM50 237H52L53 238V240H52V243H50V244H48L47 242H50L51 241V238ZM87 238V239H86ZM31 239V240H30ZM42 239H43V241H42ZM57 239V240H56ZM81 239V240H80ZM86 239V240H85ZM35 240H37V241H35ZM47 241L46 243H45V241ZM56 240V241H55ZM80 240V241H79ZM97 240V241H96ZM156 240V239H155ZM38 241H39V243H38ZM40 241H42V242H44L45 244L42 246V245H40V244H43V243H41ZM55 241V242H54ZM85 241V242H84ZM34 242H36V243H34ZM82 242V243H81ZM36 244V245H35ZM40 246H39V245ZM79 246H78V245ZM29 245H31V246H29ZM34 245V246H33ZM88 245V246H87ZM183 245L184 246H186L187 245V241H182V243H181V245H180V247H183ZM33 246V247H32ZM39 246V247H38ZM55 246V248H53ZM43 247V248H42ZM46 247H48V248H46ZM51 247V248H50ZM65 248V250L63 251V252H60L59 250H60V248ZM85 247V248H84ZM89 247H91V248H89ZM100 247V248H99ZM112 245H110V249H112ZM119 248H120V246H118ZM37 248H38V250H37ZM44 248H46V249H48L49 250V252H48V250H43L42 252L40 251L41 249H44ZM69 248V249H68ZM118 248V249H119ZM53 249V250H52ZM68 249V250H67ZM71 249L73 250V252L71 251ZM50 250H52V251H50ZM89 252H88V251ZM95 250V251H94ZM191 250H192V248H191ZM37 252L36 254H37V257H36V254H34L33 253V257L31 256V252ZM84 251V252H83ZM45 252V253H44ZM178 252V251H177ZM191 252V251H190ZM27 253V254H26ZM29 253H31V254H29ZM84 253H86V254H84ZM97 253V254H96ZM100 253V254H99ZM30 255V257H29V255ZM39 255V256H38ZM80 256H81V258H83V259H81L80 258ZM96 256H98V258L96 257ZM28 257H29V259H28ZM32 257V258H31ZM38 259V260H36V258ZM79 257V258H78ZM95 257V258H94ZM78 258V259H77ZM65 259V260H64ZM91 259H94V260H91ZM31 262H33V263H31ZM39 260H41V261H39ZM45 260H47V261H45ZM45 261V262H44ZM77 261V262H76ZM86 261V262H85ZM89 261V262H88ZM169 261V259L167 258V257H164V255H163V257H161V259L160 258H158L157 259V263H155V264H169V263H167ZM25 262V263H24ZM28 262V263H27ZM198 264H208V263H198ZM210 264V263H209ZM216 264V263H215Z\"/></svg>",
    "mask_w": 264,
    "mask_h": 264
}]
</instances>
